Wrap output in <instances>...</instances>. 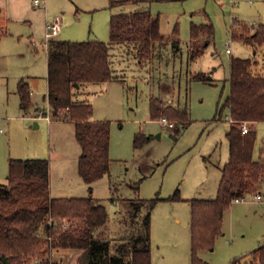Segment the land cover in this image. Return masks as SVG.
<instances>
[{
    "label": "rangeland",
    "instance_id": "rangeland-1",
    "mask_svg": "<svg viewBox=\"0 0 264 264\" xmlns=\"http://www.w3.org/2000/svg\"><path fill=\"white\" fill-rule=\"evenodd\" d=\"M27 1L33 10L46 8L51 18L62 17L61 39L110 40L109 0H46L41 6ZM138 6H122L116 11ZM143 7L159 14L165 41L156 43L152 55L143 59L137 56L133 43L114 45L111 60L119 78L87 84L76 95L93 105L94 120L110 124V171L92 183H86L79 173L82 147L75 122H51L41 116L36 125L33 118L47 107L48 100L45 33L16 21L8 26L10 33L0 39V182L7 180L10 158H47L51 194L87 197L104 205L107 223L95 227L93 236L110 241L109 255L118 254L126 261L132 260L135 248L144 246L142 220L149 201L157 199L151 215L152 264H192L189 199L216 197L220 167L230 154L226 100L231 89V58L257 61L254 71L264 75V44L234 37V20L254 32L264 24V0H182L144 3ZM207 21L214 24V38L205 52L192 60L191 23ZM0 32H5L3 27ZM228 47L232 53L227 52ZM197 73H206L209 79L198 80L194 77ZM23 78L31 90L27 108L22 107L18 91ZM151 97L186 109L188 125L171 119L176 128H170L159 118L153 119ZM256 129L254 155L263 159L264 121ZM137 134L149 136L138 147ZM138 197L143 203L138 201L137 210L128 199ZM245 197L240 202L233 199L224 211L219 232L205 235L206 243L196 252L203 262L235 264L239 259L245 263L251 251L264 244V199H255L254 193ZM62 222H68L67 218ZM39 235L46 240L45 231L40 230ZM80 253L76 248L56 246L32 260L78 264Z\"/></svg>",
    "mask_w": 264,
    "mask_h": 264
},
{
    "label": "trees",
    "instance_id": "trees-1",
    "mask_svg": "<svg viewBox=\"0 0 264 264\" xmlns=\"http://www.w3.org/2000/svg\"><path fill=\"white\" fill-rule=\"evenodd\" d=\"M182 0H109L113 10L110 21V40L52 39L48 47V99L53 119L75 122L76 137L81 144L79 173L86 183H92L110 171V124L93 119V105L76 95L90 83H103L119 78L113 69L111 53L114 45L133 43L140 59L150 57L156 43L165 37L160 30V16L144 3ZM139 4L135 10L116 11V8ZM237 28L233 36L248 43L264 44V24L254 32L234 20ZM190 59L201 56L215 28L212 21L191 23ZM257 61L232 57L230 61V94L226 105L231 122L227 133L230 143L229 159L222 167L218 192L211 199H189L192 206V264H207L198 258L197 249L205 244V235L221 229L224 211L236 197L256 193L264 182V158L254 155L257 122L264 121V75L256 73ZM209 76V75H208ZM206 73H197L198 80L209 79ZM23 108L31 99L30 84L24 78L19 82ZM153 119L168 116L183 126L188 125V111L166 105L159 97H151ZM249 131L243 133L242 125ZM149 136L137 134L135 146H141ZM260 183V184H259ZM259 184V185H258ZM137 189V186H135ZM180 198V197H179ZM138 210V197L128 199ZM157 199L149 201L142 220L145 244L135 248L131 261L118 254L109 255L110 241L94 238L95 227L108 220L104 205L90 198L53 197L50 193V162L47 158H10L6 182H0V264H35V257H43L50 249L64 246L86 250V264H152L151 215ZM52 217L53 220L49 219ZM68 222L63 224L62 219ZM40 230L46 232L41 239ZM44 259V258H43ZM45 261V260H44ZM250 261L264 264V244L251 252ZM45 263L48 264L47 261ZM235 264H243L236 259Z\"/></svg>",
    "mask_w": 264,
    "mask_h": 264
},
{
    "label": "crops",
    "instance_id": "crops-1",
    "mask_svg": "<svg viewBox=\"0 0 264 264\" xmlns=\"http://www.w3.org/2000/svg\"><path fill=\"white\" fill-rule=\"evenodd\" d=\"M27 2H28L27 0H0V27L1 28L3 27V29L5 30V32H3V33L0 32V39L4 35H7L8 33H10L8 26L14 21L21 24L22 26H26L27 29L32 30L34 32H39L40 34L45 33L47 23L52 19L50 17V14L48 13V10L46 8L42 9V11H40V12L37 10H33L30 6V3H27ZM110 11H111V15H112L113 10L110 9ZM57 38L61 39L59 37H57ZM230 53H232V50ZM47 64H48V47H47ZM46 96L48 97V74H47ZM41 111H43V114H44L42 116L45 117L48 115L50 117L49 121H51V122H53L55 120H61V119H53L51 117V106H50L49 99L47 100V107L44 109H41ZM41 111L37 115L33 116V118L37 120L36 125H39V119L41 117L40 116ZM260 122L261 121L257 122V124ZM228 159H229V157H228ZM228 159H227V161H228ZM227 161H225V163ZM225 163L223 164V166L225 165ZM222 167H220L221 174H222ZM220 178H221V176H220ZM219 181H220V179H219ZM219 181H218V185H217V192H218ZM258 191H261V190H258ZM50 193H51V190H50ZM256 193H254V195ZM262 193H264V190L262 191ZM51 196H53V195L51 194ZM53 197H56V196H53ZM262 199H264V194H263ZM262 199H259V200H262ZM260 246L261 245H259L258 247H260ZM258 247H256V249ZM254 250H252V251H254ZM80 252H82V251H80ZM78 261H79V258H78ZM86 263H78V264H86Z\"/></svg>",
    "mask_w": 264,
    "mask_h": 264
},
{
    "label": "built area",
    "instance_id": "built-area-1",
    "mask_svg": "<svg viewBox=\"0 0 264 264\" xmlns=\"http://www.w3.org/2000/svg\"><path fill=\"white\" fill-rule=\"evenodd\" d=\"M34 4L37 5V6H41L42 4H46V0H34ZM62 27H63V22H62V18L61 16H55L53 17L48 23H47V26H46V31H45V45L47 47H49V43L52 39H55L56 37H58V35L60 34L61 30H62ZM34 45H35V41L33 42ZM227 52H231V48L228 47L227 48ZM44 115L43 114V111H41V114L40 116ZM49 120H50V117L47 115L46 116ZM230 122H233L234 119L230 116ZM159 121L161 122V124L163 126H166V127H170V128H176V122L175 121H172L170 120L168 117L166 116H161L159 118ZM249 126L245 123L242 125V131L243 133H247L249 131ZM1 131H3L2 128H0ZM264 190V182L262 184V190L261 191H258L254 197L256 199H262L263 198V193L262 191ZM246 199V197H236L234 198V201L236 202H240V201H244ZM35 264H47L45 263L44 259L43 258H36L35 259ZM243 264H257V263H253L251 262L250 260L246 261L245 263Z\"/></svg>",
    "mask_w": 264,
    "mask_h": 264
},
{
    "label": "water",
    "instance_id": "water-1",
    "mask_svg": "<svg viewBox=\"0 0 264 264\" xmlns=\"http://www.w3.org/2000/svg\"><path fill=\"white\" fill-rule=\"evenodd\" d=\"M4 260H5L6 264H8V258L5 257ZM87 260H88V253H87L86 250H84V251H82V252L80 253V256H79V261H80V262H79V263H86Z\"/></svg>",
    "mask_w": 264,
    "mask_h": 264
}]
</instances>
